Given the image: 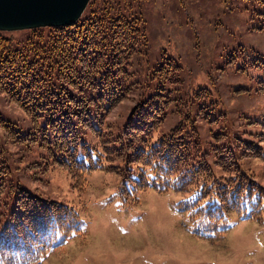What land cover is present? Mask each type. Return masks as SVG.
Returning <instances> with one entry per match:
<instances>
[{"label":"trees","instance_id":"1","mask_svg":"<svg viewBox=\"0 0 264 264\" xmlns=\"http://www.w3.org/2000/svg\"><path fill=\"white\" fill-rule=\"evenodd\" d=\"M143 1L89 0L73 25L45 27V35H36L34 28L18 46L0 32V92L46 121L39 136L27 138L29 133L0 116L6 137L11 144L27 138L28 150L31 143L47 149L48 161L28 168L42 165V172L57 164L79 192L92 171L104 170L118 175L116 195L125 204H136L146 189L185 194L175 208L186 214L193 235L209 241L223 238L232 213L264 222V186L243 167L244 158L264 159L262 147L230 134L231 121L228 131L219 125L226 121L219 101L207 87L192 85L190 69L166 48L153 60ZM191 27L190 64L203 66ZM251 28L263 30L264 21ZM246 57L248 66H264L256 53ZM142 59L152 62L145 87L151 82L153 87L134 104L122 127L108 133L104 116L127 96L133 66ZM236 59L228 56L227 63ZM170 105L176 122L161 131ZM197 117L209 125L208 143L200 140ZM8 140H0V264H39L68 238L83 235V220L73 206L33 194L13 178Z\"/></svg>","mask_w":264,"mask_h":264},{"label":"rangeland","instance_id":"2","mask_svg":"<svg viewBox=\"0 0 264 264\" xmlns=\"http://www.w3.org/2000/svg\"><path fill=\"white\" fill-rule=\"evenodd\" d=\"M259 1L144 0L141 11L153 60L164 48L177 57L190 69L189 82L207 87L219 101V107L226 113V121L219 125L227 130L231 121L235 126L227 130L230 134L260 145L264 152V66H248L249 61L245 60L254 53L264 59V29L251 28L252 24L264 21V4ZM191 25L198 36L200 46L197 44V47H200L203 66L190 64L194 55ZM35 29H38L36 35H45L48 31L45 27ZM0 32L10 37L16 46L33 33L32 29ZM231 55L237 58L232 64L227 63ZM151 63L142 59L133 66L134 76L127 96L104 116L103 129L108 133L117 132L134 104L151 91L152 82L149 88L145 87L153 69ZM237 65H242L241 69H237ZM172 106L167 110L161 131L176 122ZM181 110H184L182 105ZM0 116L7 123H14L20 133H29L27 138L39 136L42 132L39 126H46L43 116L34 117L3 92H0ZM250 120L260 123H250ZM197 127L200 140L208 143L207 121L197 117ZM8 137L0 126V140H8ZM27 138L13 144L8 140L5 145L10 152L11 165L15 167L13 178L33 194L76 208L84 229L83 235L68 238L39 264H264L262 220L241 219L232 213L223 238L209 241L197 237L189 229L186 214L174 206L185 194L146 189L140 193L136 204H125L116 195L118 175L104 170L92 171L83 191L79 192L72 188L70 176L57 164L42 172L39 171L42 165L28 168L38 160L48 161V151L34 147L33 143L28 150ZM88 138L92 144L97 143L93 136L88 135ZM209 159L214 163L213 156ZM243 167L264 186L263 158H244ZM3 210H0V218Z\"/></svg>","mask_w":264,"mask_h":264},{"label":"water","instance_id":"3","mask_svg":"<svg viewBox=\"0 0 264 264\" xmlns=\"http://www.w3.org/2000/svg\"><path fill=\"white\" fill-rule=\"evenodd\" d=\"M89 0H0V31L73 25Z\"/></svg>","mask_w":264,"mask_h":264}]
</instances>
